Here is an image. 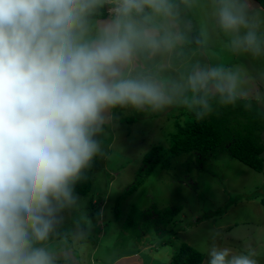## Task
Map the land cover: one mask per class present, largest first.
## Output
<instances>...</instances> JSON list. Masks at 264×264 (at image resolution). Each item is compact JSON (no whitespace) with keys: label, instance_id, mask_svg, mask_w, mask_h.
Segmentation results:
<instances>
[{"label":"rangeland","instance_id":"rangeland-1","mask_svg":"<svg viewBox=\"0 0 264 264\" xmlns=\"http://www.w3.org/2000/svg\"><path fill=\"white\" fill-rule=\"evenodd\" d=\"M101 1L109 16L95 19L88 14L98 9L89 0H58V15L32 36L37 51L4 68L8 36L22 34L12 41L19 48L29 34L19 23L5 26L15 0H0V208L13 202L27 209L52 153L65 150L68 139L54 127L65 94L75 96L66 122L92 126L86 145L100 150L91 192L50 188V238L26 254L25 264L44 257L51 264H164L182 242L205 254L203 264H264V172L232 157L229 142L214 155L163 154L147 175L144 197L139 189L126 191L150 164L143 156L170 146L188 86L197 84L187 96L193 100L214 78L215 90L257 100L264 115V9L253 0H165L168 11L152 3L150 29L141 30L135 13L124 15L117 0ZM194 31L202 38L196 46ZM182 54L188 55L175 68L172 55ZM184 64L194 71L187 74ZM58 166L59 173L61 161ZM133 203L147 214L133 216ZM167 206L182 210L161 220L155 209ZM107 219L110 234L103 230V240L96 239L95 226L105 228ZM168 234L172 244L159 245ZM131 249L139 251L127 256Z\"/></svg>","mask_w":264,"mask_h":264},{"label":"trees","instance_id":"trees-1","mask_svg":"<svg viewBox=\"0 0 264 264\" xmlns=\"http://www.w3.org/2000/svg\"><path fill=\"white\" fill-rule=\"evenodd\" d=\"M89 1L98 10L90 12L88 16H92L95 19H98V17L107 18L109 16L104 2ZM253 1L260 8L264 9V0ZM160 2L161 4L158 3V0H117L114 1V4L120 6L122 9L121 12L124 15L130 12L135 13L136 19L141 20L139 26L144 24L143 28H140L143 30L150 29L151 22L147 16L150 11L153 12V7L150 6L152 3L153 5L160 6L162 10L168 11L164 8L166 7L165 4L167 1L161 0ZM6 3L7 5H4L1 9L10 5L8 2ZM15 3L12 4L10 18L4 19L3 22L8 27L15 23L21 24L28 29L29 36L23 38V42L19 48H13L12 41L16 40L22 34L20 32H11L4 45L7 51L3 58L4 68L34 54L38 46L37 41H34L32 36L34 33L45 30V22L49 18L57 16L60 12V3L58 0H15ZM135 5L138 7L142 5L143 8L141 7V10H134ZM171 13L173 16H178L174 12ZM123 16H121V19H123ZM177 20H179V17H177ZM96 30L98 31V29ZM102 35H104V31ZM191 38L193 46H196L202 40L199 31H194ZM127 43H131V41L128 40ZM185 55L188 54H182L180 57L172 55V62L175 68L180 67V64L184 62L180 60ZM183 66L185 67L182 70L187 72V74L194 71L192 67L186 64ZM142 69L146 70L144 67ZM213 81L214 78L210 79L193 100L187 98V96L195 90L197 84L188 86L183 95L185 98L178 105L179 114L175 115L173 113L176 119L175 130L171 133L170 146L168 148L162 145L154 146L143 156L144 162L150 164L140 175L136 173V182L126 189L127 194H132L139 189L142 191L144 197L146 192L144 185L148 178L147 175H153L155 173V167L163 154L168 153L171 157H175L185 153L199 152L206 154L210 152L214 155L227 142L230 143L227 149L232 157L258 172H264V142L262 136L264 131V115L257 100H247L232 92L215 90ZM206 91L210 94H204ZM74 101L75 96L73 92L65 94L58 101L59 107L57 110L56 125L54 127L55 130L60 131L62 141L67 139L68 141L64 145L65 150L62 154L54 150L51 155V160L48 162L49 167L44 169L42 174L37 178L38 185L30 192L31 200H29V207L24 210H18L13 205V202H9L0 208V264H25L26 261L24 258L26 254L29 251L45 245L49 240L50 234L46 226L45 215L46 202L53 184L58 187L64 186L66 191L70 190L82 195H87L92 191L94 183L93 173L100 167V150L95 146L86 145L88 138L93 133L92 126H77L71 128L66 122V114ZM183 116L185 120L182 122L180 119ZM242 119L246 120L243 121ZM125 120L132 122L135 119L127 117ZM236 123L238 125L243 124V129L236 128ZM59 144L61 145L63 143L59 142ZM169 159H166V166H169ZM60 161L61 167L58 173V164ZM121 199H123V196L116 201V210H120L119 205L122 203ZM261 202L264 205V196ZM155 210H157L161 220L167 216L171 219L181 212L182 206H167L164 209ZM97 213L102 217V214ZM144 214L146 215L147 213L140 210L136 203H133L132 215L141 218ZM132 215L129 214L128 217ZM85 222L81 223L79 221L81 224H85ZM94 222L93 224L98 223L97 220ZM105 224L106 227H103V229L95 226L96 239L102 237L100 233L103 230L106 233L108 232L110 224L108 219L107 221L105 220ZM135 233L138 234L136 227ZM170 238V234L164 236L159 245L161 243L172 244ZM85 240V238L82 239V241ZM138 251L135 250L133 252L132 249L130 250L132 254ZM66 260L68 262L71 261L69 258ZM204 260L205 254L203 252L187 242H182L179 249L174 251L170 262L164 264H203ZM51 261L48 262L44 257L38 260L39 263L34 261L35 263L33 264H51ZM54 262H62V260L59 259ZM90 263L92 264V261Z\"/></svg>","mask_w":264,"mask_h":264},{"label":"clouds","instance_id":"clouds-1","mask_svg":"<svg viewBox=\"0 0 264 264\" xmlns=\"http://www.w3.org/2000/svg\"><path fill=\"white\" fill-rule=\"evenodd\" d=\"M159 65H160V64H159ZM159 67H160V66H159ZM214 81H215V79H214ZM214 81H213V82H214ZM206 84H207V83H206ZM204 87H205V86H204ZM204 87H203V88H204ZM203 88H202V89H203ZM199 91H200V90H199ZM192 92H193V91H192ZM192 92H191V93H192ZM198 93H199V92H198ZM198 93H197V94H198ZM205 93H208V92L206 91ZM45 217H46V215H45ZM133 254H134V253H133ZM133 254H129V255H127V256H130V255H133ZM122 257H123V256H122ZM124 257H125V256H124ZM115 261H116V260H115Z\"/></svg>","mask_w":264,"mask_h":264},{"label":"crops","instance_id":"crops-1","mask_svg":"<svg viewBox=\"0 0 264 264\" xmlns=\"http://www.w3.org/2000/svg\"><path fill=\"white\" fill-rule=\"evenodd\" d=\"M93 1H96V2H97L98 0H93ZM99 2L101 3L102 1H101V0H99ZM174 23H175V22H174ZM175 24H176V23H175ZM158 62H160V63H161V59H160V58L158 59L157 63H158ZM160 63H159V64H160Z\"/></svg>","mask_w":264,"mask_h":264}]
</instances>
